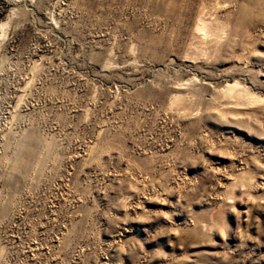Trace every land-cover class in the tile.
<instances>
[{"label": "rangeland", "instance_id": "1", "mask_svg": "<svg viewBox=\"0 0 264 264\" xmlns=\"http://www.w3.org/2000/svg\"><path fill=\"white\" fill-rule=\"evenodd\" d=\"M0 264H264V0H0Z\"/></svg>", "mask_w": 264, "mask_h": 264}]
</instances>
